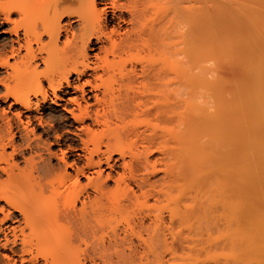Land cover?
<instances>
[{
  "label": "bare ground",
  "instance_id": "obj_1",
  "mask_svg": "<svg viewBox=\"0 0 264 264\" xmlns=\"http://www.w3.org/2000/svg\"><path fill=\"white\" fill-rule=\"evenodd\" d=\"M0 21V264H99L131 237L158 264L191 246L197 181L223 262L264 264V0H3Z\"/></svg>",
  "mask_w": 264,
  "mask_h": 264
},
{
  "label": "rangeland",
  "instance_id": "obj_2",
  "mask_svg": "<svg viewBox=\"0 0 264 264\" xmlns=\"http://www.w3.org/2000/svg\"><path fill=\"white\" fill-rule=\"evenodd\" d=\"M3 0H0V3L2 2ZM37 1V0H36ZM38 1H40V0H38ZM36 7L37 6H35V8H33L32 9V13H30L29 15H31L30 17H32V18H35V17H42V16H44L45 14H46V12L48 11V7L46 6V5H39L38 7H37V9H36ZM38 15V16H37ZM14 19L18 22L19 21V17H17V16H15L14 17ZM0 23H2L1 21H0ZM7 24H0V51L2 50L3 51V48H5L6 50L8 49V47H9V44H10V41L11 40H13L14 39V37H12V36H10V35H8L6 32L11 28V26H6ZM73 27H74V29H77L76 28V25H73ZM4 75H5V73H4V71L3 70H0V79H2V77H4ZM1 89V88H0ZM1 91V90H0ZM7 106H8V103H3V102H1L0 101V110L1 109H4L5 110V112H9V113H7L8 114V116H10V114L12 113V112H14V110H16L15 108H13L12 109V111L11 110H8L7 111ZM56 111H58L59 112V108H56L54 105H52V103H50V102H48L47 103V105H46V107H45V115H48V114H51L52 112H56ZM35 115V114H34ZM67 116V115H66ZM68 118H69V116H68ZM71 129V130H70ZM73 129L72 128H70V127H66V128H64L63 130H62V132L61 133H63L64 135H66L67 137H70L69 135H67V132L68 131H72ZM35 134L38 136V135H41V131H37L36 130V132H35ZM42 140H44V142L46 141L45 140V138L43 137L42 138ZM46 143V142H45ZM10 150H8V152H9ZM52 151H56V149L55 148H52ZM26 157H28V153H26V155H25ZM19 159V158H18ZM55 165L56 164V162H55V160H54V162L52 161V165ZM201 182V181H200ZM82 183H83V181H82ZM85 183V182H84ZM199 182L197 181V183H196V186L194 187V191H193V195L194 194H197V195H195V196H193V201H192V203L195 201V199H196V202L195 203H193L192 205H193V208H194V206H195V216H194V218H193V220H192V230H193V233H192V236H193V238H192V243L190 244L191 246L188 248V249H185V250H178V252L177 253H174L173 254V252L170 254V252L168 251L167 252V250H163L164 248H162L161 250H159L158 252H157V255H159V258H158V261H160V262H158V264L160 263V264H226V263H228V264H233L228 258L227 259H225L226 260V263L225 262H223L224 261V259H222V258H224L225 257V255L223 256V257H220L222 254H220L221 253V251H228L230 248H227V247H229L227 244H226V242L223 240L222 241V239H220V237L222 238V235H224V232L226 231V230H224V227H226L227 225H229V221H227L228 222V224H226V223H224L225 222V220L223 221L222 219H219V217L220 218H224V216H220L221 215V213H222V208H221V205H222V203H223V201H220L222 198H221V193L219 194V193H217V191L215 192V191H213L214 189H210V188H207L206 189V187L208 186L209 187V185H207V186H205L206 184H204L203 182H202V184L201 183H199V184H201V185H199L198 184ZM201 186V187H200ZM198 187V188H197ZM205 187V188H204ZM195 189H196V191L198 192H196L195 191ZM198 189L200 190V193H199V191H198ZM203 189H205L206 190V192L204 191V196L202 195V191H203ZM253 189V188H252ZM257 189V188H256ZM256 189H254L255 191H256V194H257V191L258 190H256ZM216 190V189H215ZM247 190V189H246ZM262 190H264L263 188H262ZM208 191V192H207ZM212 191V192H211ZM244 191H245V189H244ZM259 191H260V189H259ZM250 193H251V190L249 191ZM253 193H255V192H252L251 194H253ZM199 194H200V196H199ZM205 194H207V195H205ZM216 194V195H215ZM248 192L246 191V194L245 195H247L246 196V198L245 199H247L248 201H249V199L251 200V204L252 205H250L249 207H250V209L252 208L251 206H253V201H252V199L254 200L255 198H250V197H248ZM260 194V193H259ZM259 194H257L258 195V197L257 198H259V197H261V196H259ZM256 195V196H257ZM198 196V198H196ZM202 196H203V198H202ZM220 196V197H219ZM223 196V195H222ZM252 196V195H251ZM254 196V195H253ZM252 196V197H253ZM255 196V197H256ZM163 198V199H162ZM162 198H160V201L159 202H156L155 203V201L153 200H148V207H150V209L152 208H154L155 210H156V212L157 213H159V214H162L163 215V217H164V219H165V222H167L168 221V213H169V207H170V204H171V202H170V200H171V198H169V199H167L168 197H162ZM200 198H201V200H200ZM262 198H263V196H262ZM214 199L216 200V201H214ZM218 199H219V202H218ZM260 199L261 198H259V202H262V201H264V199H262L261 201H260ZM204 200V201H203ZM246 200V201H247ZM169 201V202H168ZM255 201H257L256 199H255ZM254 201V202H255ZM185 201H183L182 203H184ZM220 202H221V205H220ZM258 202V201H257ZM258 202V203H259ZM211 203H213V204H211ZM217 205H216V204ZM245 203H249V202H245ZM263 203V202H262ZM256 204V203H255ZM264 204V203H263ZM263 204H261L260 203V205H258V206H255V207H259V206H261V207H259L258 209H260L261 210V208H264V206H262ZM183 204H181V206H182ZM202 205V206H201ZM217 207H216V206ZM257 205V204H256ZM204 206V207H203ZM214 206V207H213ZM212 207V208H211ZM220 207V208H219ZM254 207V208H255ZM199 208V209H198ZM153 209V210H154ZM168 209V210H167ZM214 209V210H213ZM181 210H182V208H181ZM204 210V211H203ZM252 210H254L253 208L251 209V211ZM159 211V212H158ZM197 211H199V212H197ZM211 211V212H210ZM219 213H218V212ZM263 211V210H262ZM261 211V212H262ZM154 212V211H153ZM156 212H154V213H156ZM162 212V213H161ZM204 212V213H203ZM210 214H209V213ZM214 212V213H213ZM215 212L217 213V214H215ZM258 212H259V210H258ZM207 213V214H206ZM212 213V214H211ZM199 214V215H198ZM214 214V215H213ZM210 215V216H209ZM217 215V216H216ZM198 216V219L196 218ZM219 216V217H218ZM206 217V218H205ZM214 217V218H213ZM226 217V216H225ZM123 218H125V216H123ZM198 221H197V220ZM216 219H217V221H216ZM219 219V220H218ZM228 219V218H227ZM221 220V221H220ZM220 221V222H219ZM206 223V224H205ZM216 223V224H215ZM231 223V222H230ZM214 224V225H213ZM218 224V225H217ZM224 224H226L225 226H224ZM184 225V224H183ZM181 226L180 228L181 229H179V231H181L182 230V236H184L183 234L185 233V229H184V227H185V225L184 226ZM194 225V226H193ZM223 225V226H222ZM206 226V227H205ZM214 226H215V228H214ZM182 227H183V229H182ZM205 227V228H204ZM194 228V229H193ZM227 229V228H226ZM223 232V233H222ZM227 232V231H226ZM218 234H220L221 236H219ZM226 235V234H225ZM228 235H230V234H228ZM219 236V237H218ZM145 237V236H144ZM224 237V236H223ZM132 238V249L128 246V244H122V245H124V246H122V248L121 247H117V248H114L115 250H109V251H107L106 253H105V251H102V253H101V255H100V260L98 261L99 262V264H153L154 262H155V260L153 259L154 258V256L155 255H153L154 253L153 252H148L147 250H145L144 251V246H142L141 245V243H139L138 242V240L137 239H135V237H131ZM226 238H228V236L226 237ZM230 238H234V237H229V239ZM145 239V238H144ZM220 239V240H219ZM225 239V238H224ZM217 240H219L218 242H217ZM226 240V239H225ZM229 241V240H228ZM228 241H227V243H228ZM215 242V243H214ZM223 242H225V244L227 245V249L226 250H223V249H225V247L224 246H226L225 244H223L222 245V243ZM232 242H233V239H232ZM231 242V243H232ZM237 242V241H236ZM231 243L229 242V245H231ZM234 244V243H233ZM141 245V246H140ZM219 245V246H218ZM128 246V247H127ZM134 246V247H133ZM137 248H136V247ZM224 248H223V247ZM237 246V245H236ZM231 247V246H230ZM234 247H235V245H234ZM119 248V249H118ZM219 248V249H218ZM118 249V250H117ZM129 249V250H128ZM232 249H234V248H232ZM117 250V251H116ZM235 250L237 251V249L235 248ZM129 251V252H128ZM130 251H131V254H130ZM230 251V250H229ZM228 251V252H229ZM232 251H234V250H232ZM231 252V251H230ZM235 252V251H234ZM159 253V254H158ZM225 254L227 253V252H224ZM256 253V252H255ZM255 253H253L252 252V254H253V256L254 255H256V261H255V259L254 260H252V264H258V263H256L257 261H260V259L259 260H257V256H259L257 253L255 254ZM136 254V255H135ZM214 254H215V256H214ZM220 254V255H219ZM231 254V253H230ZM233 254V253H232ZM236 254H238L237 252H235V254L234 255H236ZM251 254V253H250ZM251 254V255H252ZM261 254V253H260ZM103 255V256H102ZM128 255V256H127ZM218 255H219V257H218ZM144 256V257H143ZM237 256V255H236ZM236 256H235V258H236ZM260 256H262V254L260 255ZM264 256V255H263ZM228 257H229V255H228ZM231 257V256H230ZM229 257V258H230ZM234 257V256H233ZM233 257H232V261H233ZM252 256H250L249 258H251ZM136 258V259H135ZM138 258V259H137ZM226 258V257H225ZM254 258V257H253ZM253 258H251V259H253ZM262 258H264V257H261V260H262ZM131 259V260H130ZM153 259V260H152ZM238 259V258H237ZM248 259V258H247ZM251 259L249 260L250 261V263L249 264H251ZM105 260V261H104ZM147 260V261H146ZM236 260V259H235ZM239 260V259H238ZM227 261H229V262H227ZM240 261V260H239ZM238 261V262H239ZM105 262V263H104ZM234 262V261H233ZM235 262H237V260L235 261ZM261 262V261H260ZM155 264V263H154ZM157 264V263H156ZM237 264V263H236ZM262 264V263H261Z\"/></svg>",
  "mask_w": 264,
  "mask_h": 264
}]
</instances>
